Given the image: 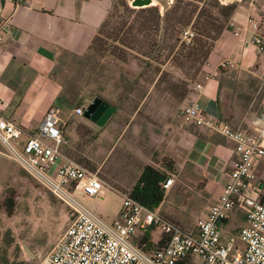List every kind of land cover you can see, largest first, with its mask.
<instances>
[{
	"label": "crops",
	"instance_id": "0c3cea01",
	"mask_svg": "<svg viewBox=\"0 0 264 264\" xmlns=\"http://www.w3.org/2000/svg\"><path fill=\"white\" fill-rule=\"evenodd\" d=\"M82 1L0 0L4 36L0 43V116L21 124L25 131L22 141L37 132L52 106L60 108L65 121L67 107L60 101L65 78L61 75L69 72V61L77 62L87 53L100 28L84 19ZM260 6L262 3L256 6L239 2L230 28L216 44L202 73V90L194 91L184 103L198 102L207 114L245 134L258 131L264 111V54L256 53L255 33L248 27L249 17L255 16L264 31V11ZM224 61L233 62L236 67L220 68ZM74 110L69 108V118L76 116ZM174 128L176 147L168 154L178 167L173 178L178 177L177 183L201 179L199 194L206 199V217L229 182L236 160L235 144L207 127L187 124ZM158 137L154 132L155 146L159 145ZM21 174L26 175L5 154L0 142V198L6 187H19ZM253 174L264 192V157ZM238 222L241 226L245 223L241 211L231 213L222 225L225 244L233 237V226Z\"/></svg>",
	"mask_w": 264,
	"mask_h": 264
},
{
	"label": "built area",
	"instance_id": "2783aa9c",
	"mask_svg": "<svg viewBox=\"0 0 264 264\" xmlns=\"http://www.w3.org/2000/svg\"><path fill=\"white\" fill-rule=\"evenodd\" d=\"M24 2L25 0H17ZM264 11V0L262 7ZM248 27L255 33L258 55L264 54V31L258 18L250 16ZM4 36L0 28V43ZM224 61L222 69H234ZM264 83V75L261 76ZM196 83L194 91L200 92ZM85 108L74 110L83 116ZM181 118L191 126L207 127L234 142L236 160L229 182L206 217L194 231H186L156 209L108 186L98 175L64 152L67 125L61 110L52 106L37 132L22 141L24 129L18 121L0 116V142L5 154L39 186L69 209L70 225L40 264H264V192L255 181L254 169L264 157V112L254 134H245L207 114L198 102H188ZM175 183L169 178L167 192ZM106 189L120 194L123 209L113 223H107L82 203L85 198H102ZM241 211L245 223L225 244L222 225L230 214ZM145 238L143 244L140 240ZM240 241L243 246H237ZM159 243H162L159 246Z\"/></svg>",
	"mask_w": 264,
	"mask_h": 264
},
{
	"label": "rangeland",
	"instance_id": "374dc122",
	"mask_svg": "<svg viewBox=\"0 0 264 264\" xmlns=\"http://www.w3.org/2000/svg\"><path fill=\"white\" fill-rule=\"evenodd\" d=\"M87 1H82L83 16L93 27L96 24L100 27L118 2H126L133 8V0ZM177 1L154 0V5L165 14ZM181 1L184 4L190 0ZM218 1L220 5L236 3L237 6L239 2L256 6L263 3V0ZM192 38L193 31L188 28L182 35L181 43L189 45ZM73 62L69 61L66 66L69 72L61 75L65 78L63 93L70 99L75 95L73 109H87L99 98L115 107L116 112L104 126H99L85 114L69 118V109L64 108L67 123L64 133L68 143L64 152L89 170L96 166L93 172L98 173L108 186L122 193H130L145 165L167 170L168 161L173 160L168 156L169 151L176 147L174 127L187 125L180 114L184 103L172 99L165 90L163 94L159 93L155 86L158 78L149 85L146 78L139 77L141 68L137 62L124 64L115 60L109 52L99 50ZM161 69L169 72L164 79L178 76L169 64ZM136 78L139 85L135 84ZM123 81L126 86H123ZM130 83L135 85L134 90H125ZM154 132L159 135V145L156 146ZM174 167L177 176L178 167ZM175 179L174 185L166 192L160 211L184 230L192 231L205 211L206 199L199 194L202 181L190 178L177 183L178 177ZM19 182L18 188L6 187L0 198L1 202L12 198L14 203L9 212L0 209V264H40L68 229L69 209L28 176L21 174ZM123 202L122 196L111 189H106L102 198L81 199L86 208L107 223H113L118 218ZM241 224L238 222L233 226V236ZM236 244L243 246L240 241ZM24 245L33 255L25 252Z\"/></svg>",
	"mask_w": 264,
	"mask_h": 264
},
{
	"label": "trees",
	"instance_id": "16d2710c",
	"mask_svg": "<svg viewBox=\"0 0 264 264\" xmlns=\"http://www.w3.org/2000/svg\"><path fill=\"white\" fill-rule=\"evenodd\" d=\"M237 7L236 3L220 5L218 0H190L184 4L178 0L163 14L158 6L137 9L126 2H118L110 9L86 54L99 50L109 52L124 64L137 62L141 68L139 77L146 78L149 85L158 78L155 86L159 93L166 91L172 99L183 104L194 93V86L216 44L230 28ZM188 28L193 31V38L189 45H185L181 39ZM168 64L178 74L177 77H173L174 72L169 74L171 80L164 79L169 72L161 69ZM136 79L137 85L139 80ZM123 86H126L125 82ZM134 88L135 85L130 83L124 89L133 91ZM73 100L76 101L75 95L72 99L66 94L60 98L61 104L68 109L73 108ZM175 165L173 160L168 161V171L147 165L130 189L131 197L151 209L161 206L166 196L163 185L175 176ZM92 168L96 170V166ZM13 204V199L7 198L0 201V209L9 212ZM146 241L143 238L140 243Z\"/></svg>",
	"mask_w": 264,
	"mask_h": 264
},
{
	"label": "water",
	"instance_id": "95a60500",
	"mask_svg": "<svg viewBox=\"0 0 264 264\" xmlns=\"http://www.w3.org/2000/svg\"><path fill=\"white\" fill-rule=\"evenodd\" d=\"M225 1L233 2V1H239V0H225ZM131 6L133 8L139 9V8H146V7L157 6V5H154V0H133L131 3ZM100 103H102V106H103L102 110L106 109V107H107V110H106L104 116L98 121L99 126H104L108 122V120L112 117V115L116 112V108L113 107L112 105H110L109 103H107L106 101L102 100V99H99V98L95 99L90 104V106L85 111V117H87L91 121L95 122L96 118L94 117L91 119L90 114L94 112L95 107ZM100 113H101V111H100ZM100 113L97 116H100ZM24 250H25V252L29 253L30 255H33L31 250L29 249V247L27 245H24Z\"/></svg>",
	"mask_w": 264,
	"mask_h": 264
},
{
	"label": "flooded vegetation",
	"instance_id": "af4514ba",
	"mask_svg": "<svg viewBox=\"0 0 264 264\" xmlns=\"http://www.w3.org/2000/svg\"><path fill=\"white\" fill-rule=\"evenodd\" d=\"M102 108H103L102 103H100L95 107L94 112L90 114L91 119L94 117L96 118V121L94 123H96L97 125H98V121L104 116V114L107 110V107H106V109H103V110H102ZM100 111H101V113H100ZM99 113H100V116H97Z\"/></svg>",
	"mask_w": 264,
	"mask_h": 264
}]
</instances>
